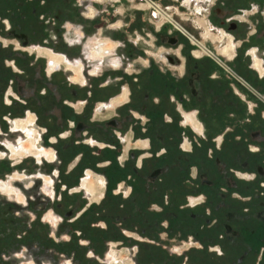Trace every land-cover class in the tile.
<instances>
[{"label":"flooded vegetation","instance_id":"1","mask_svg":"<svg viewBox=\"0 0 264 264\" xmlns=\"http://www.w3.org/2000/svg\"><path fill=\"white\" fill-rule=\"evenodd\" d=\"M140 1L141 7L150 9L151 16L152 12L160 14L163 22L171 21L183 28L175 19L174 7L171 12L154 0ZM187 2L199 15L204 1ZM73 3V0H0V39L5 42L15 39L24 48L34 51V47L29 46L35 43L32 36L45 24L42 19L50 18L46 23L50 29L53 21L61 18ZM171 5H176L177 11L187 9L175 2ZM41 8L44 11L40 16ZM233 12H230L232 18L237 20ZM94 14L93 8L90 9L88 16ZM111 18H99L98 24L112 25ZM238 23L227 26L228 30H236ZM159 29L160 38L167 36L168 26ZM174 31L177 36L170 37L167 44L178 52L164 54L165 67L151 64L136 73L126 106L118 108L116 117L97 129L100 132L114 130L110 138L117 140V150L124 141L128 124L132 125L135 141H147V147H134L121 165L132 177L134 192L130 199L136 205L131 210L127 198L100 200L98 187L103 182L100 178H91L92 173L88 171L82 187L93 202L84 214L105 203L98 227L107 235V242L136 241L139 245L137 264H264V122L258 113L259 106L264 104V94L251 78L254 74L248 58L242 65L239 60H230L235 46L228 31L216 34L206 28L204 32V38H211L219 47L218 53L209 50L201 38L202 41L197 42L194 36L196 44L182 32ZM109 43L101 39L91 49L89 55L98 61L96 66L103 63L101 59L116 45ZM24 51L15 53L12 62L6 57L9 63L6 67H12L13 76L25 73L20 57L27 58L29 54ZM4 52L7 54L6 50ZM36 54L44 58L49 71L65 62L74 72L73 81H86V63L81 57L68 58L43 45L35 46L33 55ZM7 55L13 56L12 52ZM134 56V50H128L112 60L127 66ZM72 66L80 67L79 74ZM255 66L263 72L257 55ZM127 94L125 90L112 104L124 102ZM6 100L10 101V97ZM249 102L256 104L254 109ZM30 116L33 120L24 129L16 127L17 120L27 121ZM24 117L11 121V129L19 139L18 143L5 144L8 154L13 159L30 156L36 163L43 158L53 161L54 150L37 143L39 131L35 115L28 111ZM74 123L71 139L80 138L84 131L91 129L86 113ZM12 149L23 150V153L13 156ZM0 155L4 152L0 151ZM38 175L45 181L44 190L49 192L52 178ZM12 177L22 180L25 175L15 172L10 176L14 180ZM10 178L7 182L0 181V189L23 200V194L10 184ZM90 182L93 185H88ZM142 195L149 196V200L143 202ZM50 200L39 203L46 210ZM61 205L58 203L56 207ZM70 215L72 211L68 210L63 217ZM47 217L53 224L57 223V216L49 213ZM112 220L116 223L111 224ZM94 227L97 226L94 224ZM109 250L110 245L106 244L102 255ZM53 255L54 251H48L45 258L51 260ZM108 261L109 264H132L115 250L109 253Z\"/></svg>","mask_w":264,"mask_h":264},{"label":"crops","instance_id":"2","mask_svg":"<svg viewBox=\"0 0 264 264\" xmlns=\"http://www.w3.org/2000/svg\"><path fill=\"white\" fill-rule=\"evenodd\" d=\"M180 1L183 0H167L170 4L172 2L179 4ZM241 1V13L236 16L239 21V30L228 33V36L233 38L235 46V54L230 60L233 62L239 60L241 65L247 58L251 62L247 52L256 49V55L261 60L264 73V25L260 23L264 20V0ZM73 2L69 10L51 24L50 32L53 35L50 37L49 46L50 50L65 54L68 58L81 57L86 63L84 71L86 81L84 83L73 81L74 72L68 68L67 63L63 62L51 71L45 69L43 77L37 75L34 79L26 81L28 88L20 87L16 91L21 98H24L23 101H20L21 105L25 107L23 118L28 111L35 115V126L39 131L38 145L53 149L56 155L53 161L43 158L42 162H35L40 166L38 174L41 173L45 163L49 166V171L45 175L52 178L51 194L53 196L51 195L50 209L52 214L58 217V220L52 230L51 237L56 241L61 233L63 239H77L75 232L71 231L69 227L64 232H60L57 228L59 223L64 221L73 226L74 222L84 215L89 204L93 202L92 196L87 195L82 187L88 171L92 173L91 178H100L103 182L98 187L101 192L100 200L107 198L109 201H116L127 198L131 210L136 205L132 204L130 199L134 192L132 177L129 171L122 170L121 165L129 158L134 147H147V141H135L132 125L128 124L124 141L119 144L120 152L116 148L117 140L110 138V134L114 130L100 132L98 127L104 126L108 120L115 118L118 108L126 106L132 92V77L136 73L147 69L151 64L163 68L166 65L164 54L178 52L168 45L169 36L160 38V27L149 18V9L141 7V1H95L97 4L87 0H73ZM181 6H185V4ZM251 7L252 9H249ZM92 8L95 14L88 16ZM206 11L204 18L193 20L191 29L200 35L199 37L204 40L209 50L218 53L215 42L211 38L205 39L203 36L206 28L219 31L216 20L211 17V12L208 9ZM110 17L113 19L112 25L98 24L99 18ZM222 31L220 30V32ZM101 39L109 40L110 43L116 45L101 59L103 63L96 66L98 61L91 58L89 53ZM6 40L7 42L0 39L4 46L1 48L0 54L3 55V48L7 46H12L15 51L26 50L17 40ZM159 40H162L164 44L158 42ZM128 50H134L135 56L127 66L112 60V57L120 56ZM116 63L118 64L115 65ZM250 71L254 74V77L251 78L264 94V77L261 78L254 68ZM1 80L3 81V79ZM39 88L42 89L40 93H38ZM125 90L128 91L126 100L112 104V101L121 96ZM10 95L8 93L3 97L6 99ZM4 104L10 107L9 101L6 100ZM249 104L253 109L255 108L256 104L251 102ZM105 110L106 114L103 113ZM84 113L87 114L91 129L84 131L80 138L71 139L69 135L75 125L74 121L76 118H81ZM258 113L261 115L260 120L264 122L263 103L259 106ZM1 126L0 123V128H2ZM70 141H74V143L70 145ZM12 179L15 178L12 177ZM146 200H149V196L142 195V201ZM58 203H62V205L56 207L55 204ZM57 208H62L65 212L72 210V213L76 212L77 215L73 219H65L63 214L56 210ZM65 232L66 235L63 234ZM106 244L110 245V251L116 248V252L121 256L127 255L124 258L125 261L137 264L138 244L133 247H120V242L106 241ZM82 245L85 244L82 243ZM88 252L89 262L97 261V264H101L108 260L107 253L103 256L96 255L94 250Z\"/></svg>","mask_w":264,"mask_h":264},{"label":"rangeland","instance_id":"3","mask_svg":"<svg viewBox=\"0 0 264 264\" xmlns=\"http://www.w3.org/2000/svg\"><path fill=\"white\" fill-rule=\"evenodd\" d=\"M154 2L159 3L165 9L174 7L167 2V0H154ZM185 2L187 4H185ZM241 2V0H204L202 10L198 11L200 14L197 15L195 7L193 8L190 3L183 0L180 1L179 4L182 5L181 3H184L187 9L177 11V7L175 6L173 8V13L176 15L175 19L182 25L183 29H186L187 32L195 36L197 40L199 39V41H202L199 37L200 35L194 33L192 29H190V27L192 28L193 20L204 18L205 12H207L206 9H208V11L211 12V17L216 20V25L219 28L218 32L220 33V30H223L222 28H224L223 25L228 21V19L232 18L230 13L232 10L234 11L233 15H235V17L241 13ZM249 9H252V7ZM43 11L44 8L39 10L40 16ZM149 18L157 26H160V24L163 23L161 16L153 18L149 13ZM189 18H191V20H189ZM49 19L47 17L42 19L43 24L44 22L45 24L42 25L43 27L38 33L32 36V40L35 41V43L29 47H34V51H30L27 47V51H24L29 54L27 58L16 56L20 57L22 60L21 62L23 64L21 63V65L26 67L23 69V72L25 71V73L13 76L11 73L12 71L10 70L12 67H6L8 64L6 63V57H8L12 62V59L14 60L15 53L18 54V51H14L12 46L9 48H3V55L2 53L0 54V122H3L1 126L2 128H0V151L4 152L3 156L0 155V181L7 182L10 176L15 172L25 175L22 180H11L10 178V184H13L17 191L23 194V200H19L15 194L8 195L0 189V264H97V261H88V251L94 250L96 255H102L106 241L108 240L107 235L104 234L98 227L100 219L99 214L105 203L96 205L93 210L89 209L84 215L74 222L73 226L67 221L59 223L57 229L60 232H64L65 229L69 227L71 231L75 232V237H77V239H63L61 233L58 236V241L54 240L51 236L55 224H53L47 217V214L52 213V210L50 209L52 205L50 198L53 195L51 194V188L49 192L44 190L45 181L37 173L40 166L37 165L30 156L25 158L17 157L18 159H13L8 154L9 150L5 145L8 142L18 143L19 139L18 134L11 129V121L23 118L25 107H23L20 103V101H23L24 98L18 96L16 91H18L20 87L28 88V83L26 81L34 79L37 75L39 77H43L45 69H48L45 65L44 58H41L39 54L33 55L34 53L31 52H35V46L38 45L50 48V37L53 34H51L48 25L46 26ZM233 22L234 21H231L229 26ZM235 22L238 23L239 21L236 20ZM260 23L264 25V20ZM166 26H168L167 36H177L174 31V28L177 27H175L174 23L169 21ZM214 32L218 34L217 31ZM213 36L216 37L215 35ZM37 41L40 42L38 43ZM218 49L219 47L217 46V52ZM0 50L2 49L0 48ZM5 50L7 51V54L12 52L13 56L5 54ZM1 79H3V81ZM41 91L42 89L39 88L38 93ZM8 93L11 94L9 101L10 107H7L4 104L6 99L3 96H6ZM105 112L106 110L103 111V113ZM48 171L49 166L45 163L42 167L41 173L45 175ZM48 200H50L48 205L49 207L45 210L43 205L39 202H48ZM56 210L61 212L63 215L65 213L62 208H57ZM75 215H77L76 212H74V214L72 213V215L67 218L73 219L75 218ZM110 222L111 224L116 223L113 220ZM94 224L97 227H94ZM80 232L82 235H79ZM110 233L112 234L113 231L111 230ZM63 234L66 235V232ZM116 240H113L111 243H116ZM118 242L124 243L120 245V247H129L130 245L135 246L137 243L134 241L133 243L128 244L125 239H120ZM82 243L85 245H82ZM51 250L54 251V258L51 260L46 259L45 256L48 251ZM113 250L116 251L117 249L113 248ZM110 252V250L107 252V258ZM62 253L65 254L62 255ZM126 257L127 255L123 254L122 258L124 259ZM107 262L109 264L108 260Z\"/></svg>","mask_w":264,"mask_h":264},{"label":"built area","instance_id":"4","mask_svg":"<svg viewBox=\"0 0 264 264\" xmlns=\"http://www.w3.org/2000/svg\"><path fill=\"white\" fill-rule=\"evenodd\" d=\"M185 1V0H184ZM186 1H188V0H186ZM193 1H198V0H193ZM204 1V0H203ZM181 4H183V3H181ZM187 4V3H186ZM190 5L192 6V4L190 3ZM193 8H194V6H192ZM170 9V11L172 10V8H169ZM169 9H166V10H168L169 11ZM159 16H161L160 14H156V13H154V12H152V17L153 18H157V17H159ZM162 18V17H161ZM231 21H236L235 20V18H230V19H228V21L223 25L224 26V28H222L223 29V31H228L229 33H231L230 32V29L228 30V28H227V26H229V23L231 22ZM169 21H165V22H163L162 24H161V26L160 27H165L166 25H167V23H168ZM175 27H177V28H174V29H176L177 31H180V32H182L185 36H187L190 40H192L194 43H196V44H198L197 42H200L199 40H197L192 34H190L189 32H187V30H184L183 28H179L178 26H175ZM196 39V41L197 42H195L193 39ZM200 45V44H199ZM247 54H249L250 55V58H251V66H252V68H254L256 71H257V73L259 74V76L261 77V78H263L264 77V73L260 70V69H258L256 66H255V55H256V49H251V50H249L248 52H247ZM261 66H262V64H261Z\"/></svg>","mask_w":264,"mask_h":264},{"label":"bare ground","instance_id":"5","mask_svg":"<svg viewBox=\"0 0 264 264\" xmlns=\"http://www.w3.org/2000/svg\"><path fill=\"white\" fill-rule=\"evenodd\" d=\"M207 35V34H206ZM205 36V35H204ZM213 38H215L214 36H212ZM229 43V42H228ZM230 47V45H229ZM231 49V48H230ZM228 52V51H227ZM230 55V54H229ZM51 58L55 59V60H59V57L57 56H52ZM63 63V62H62ZM73 70L79 74L80 72V67L78 66H72ZM33 120L32 116L29 117V119L27 121H21V120H17L16 121V127L19 129V128H22L24 129L26 127V125L28 123H30L31 121ZM23 153V150H15V149H12V155L13 156H18V155H22ZM88 185H93V182H90L88 183Z\"/></svg>","mask_w":264,"mask_h":264}]
</instances>
